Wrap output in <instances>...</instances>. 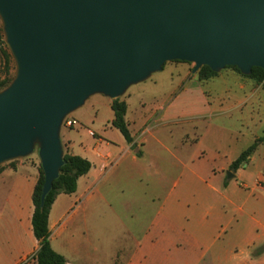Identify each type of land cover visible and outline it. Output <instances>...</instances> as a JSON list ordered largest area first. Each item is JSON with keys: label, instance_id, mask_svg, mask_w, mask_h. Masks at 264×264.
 <instances>
[{"label": "crops", "instance_id": "1", "mask_svg": "<svg viewBox=\"0 0 264 264\" xmlns=\"http://www.w3.org/2000/svg\"><path fill=\"white\" fill-rule=\"evenodd\" d=\"M224 77L223 84L213 81L219 80V74L206 81L193 79L149 111L131 113L129 98L123 99L133 143L117 135L112 127L111 136L116 134L117 143L89 127L83 129L87 135L84 142L64 136L71 154L92 163L90 171L78 179L76 191L60 193L50 210V242L66 258L65 264H105V243L98 242L96 228L107 200L103 188L118 177L125 181L149 180L152 195L146 202L150 206L158 201L144 235L134 241L133 251L121 264H264V207H260L264 200L254 194L264 193V141L259 171L246 182L260 145L232 171V163L246 148L229 153L220 144L213 156L217 161L211 163L194 132L202 118L218 109L240 107L249 95L258 94L251 91L252 82L231 73ZM229 79L237 89H225L214 108L209 92L199 85L213 81L215 85L231 86ZM191 84H197L198 89L190 88ZM194 94L195 103L183 106L179 102L183 96ZM113 118L114 112L111 123ZM167 127L178 129L176 135L166 133ZM227 148L230 150V145ZM12 161L0 170V264H37L34 253L39 242L32 230V194L39 178V161L30 156ZM228 171L234 174L232 178ZM171 179L174 181L168 186ZM237 185L253 197L246 195L242 200L244 193ZM229 210L234 214H228ZM237 215L241 222L232 226ZM225 218L226 224H220ZM224 234L233 237L224 239ZM117 261V256L108 257V264Z\"/></svg>", "mask_w": 264, "mask_h": 264}, {"label": "water", "instance_id": "2", "mask_svg": "<svg viewBox=\"0 0 264 264\" xmlns=\"http://www.w3.org/2000/svg\"><path fill=\"white\" fill-rule=\"evenodd\" d=\"M0 21L15 64L0 166L36 152L41 206L65 163L63 122L92 95L121 98L168 61L264 69V0H0Z\"/></svg>", "mask_w": 264, "mask_h": 264}, {"label": "rangeland", "instance_id": "3", "mask_svg": "<svg viewBox=\"0 0 264 264\" xmlns=\"http://www.w3.org/2000/svg\"><path fill=\"white\" fill-rule=\"evenodd\" d=\"M7 49L8 48L0 40V81L12 78L15 73L14 61L11 60L10 63H8L5 59L4 53ZM194 67L195 64L191 62L168 61L161 71L155 72L148 80L131 86L121 99L129 98L131 113L140 112L141 109L149 111L158 104L165 103L170 95L180 92L191 80L195 79V81H197L199 79L197 74L198 71L193 72ZM230 73L241 77L246 80L247 83L252 82L251 85L253 86L249 88L251 91H258V94L249 95L244 99V103H242L240 107L230 106L223 110L218 109L206 118H202V120L196 124L197 128L194 130L195 135L199 136L202 151L211 163L217 161L214 160L213 156L214 153L217 152L216 149L218 145L221 144L223 147L226 146V151L233 153L234 150L241 151L247 148L257 137L264 136V87L261 88L262 84H257L251 78L244 77L233 68H224L219 72V80L216 78L213 81L216 83L217 81H221L223 84L225 81L224 75H230ZM221 77L224 78L221 79ZM213 81L208 82L207 85L201 84L199 86L202 90L209 92L215 108L216 105L214 104L217 98L224 95L225 89L227 90V88L233 87L234 90H236L237 87L233 80L230 81L231 86L227 83L224 85H215ZM190 86V88L196 87L198 89L197 84H191ZM195 95L196 94L183 96L179 102H181L183 106L191 102L195 103L197 99ZM67 117L68 119L76 118L78 124L74 125L73 128L62 126L61 139L65 150L68 149V145L64 136L71 135L73 139L84 142L87 139V135L84 133L83 129L88 127L111 142L114 141L117 143L118 141L115 139L116 134L112 135L113 137L111 136L112 130L109 127H112L117 135L123 138V135L111 123L113 110L109 105V97L103 94L92 95L83 106L73 111ZM184 126L187 127L188 123H186V125L184 124ZM106 128L107 132H104ZM79 130L82 133H78ZM177 130L178 129L173 130L167 127L165 132L172 135L169 132L172 131L173 134L176 135ZM228 145H230V150L227 148ZM259 145L255 153L256 161L250 163L249 174H247L248 177L244 179L246 182H251L253 175L259 171L257 167L260 162L259 156L260 152L263 150V144L260 143ZM30 157L39 161L36 152ZM173 181L172 179L169 180L168 186H171ZM150 184L151 182L149 180L147 181L143 178H138L135 181H125L121 177H118L104 186L103 192L107 200L104 207H101L102 211L100 212L99 225L96 231L98 242L100 243L103 240L105 243V264H108V257L112 255L115 257L117 256V264H121L133 251L134 241L144 235L148 223L156 212V206L158 205V201L151 203L150 206H148L149 203L147 204L146 202L152 195ZM237 188L244 193L243 196H241L242 200L246 195L249 196V198L253 197L248 190L240 188L239 185H237ZM254 194L255 196H263L264 200V193L256 191ZM238 197L240 198V195H238ZM260 207H264V203ZM226 210H228V208ZM227 213L234 214L231 210ZM235 218L232 226L235 225L236 221L241 222V217L239 215ZM225 220L226 218L223 219V222L220 224H226ZM229 230H231V228H229L228 231ZM232 237L233 236L230 234H224V239Z\"/></svg>", "mask_w": 264, "mask_h": 264}, {"label": "trees", "instance_id": "4", "mask_svg": "<svg viewBox=\"0 0 264 264\" xmlns=\"http://www.w3.org/2000/svg\"><path fill=\"white\" fill-rule=\"evenodd\" d=\"M0 40L6 46L5 37L0 21ZM7 47V46H6ZM5 59L10 63L12 59L8 49L4 53ZM178 61V60H176ZM226 68H233L244 77L251 78L257 84H262L264 87V69L260 67H253L250 75H244L236 66H227ZM198 78L201 81L209 80L219 73L214 72L209 66L204 65L198 70ZM14 76V75H13ZM13 78V77H12ZM12 78L3 79L0 81V90L9 85ZM111 108L114 112L112 125L115 126L124 136L128 143H133L134 137L132 136L125 116L127 112V103L125 100L118 98L112 100ZM264 141V136L257 138L251 145L243 150L238 158L232 163L230 169L236 171L242 163H244L248 156ZM64 147V146H63ZM65 163L61 167L60 175L53 182V187L45 198L44 206H41V194L45 182L44 172L39 163V178L35 185L32 201L34 205V212L32 216V230L33 234L39 242V247L34 253L37 264H65L66 258L56 252L50 242V229H49V214L56 197L60 193L71 194L77 189L78 179L88 173L92 167V163L87 158L80 155L71 154L68 149H64ZM14 162V161H11ZM4 165V164H3ZM0 166V170L3 167Z\"/></svg>", "mask_w": 264, "mask_h": 264}, {"label": "built area", "instance_id": "5", "mask_svg": "<svg viewBox=\"0 0 264 264\" xmlns=\"http://www.w3.org/2000/svg\"><path fill=\"white\" fill-rule=\"evenodd\" d=\"M76 124H78L76 120L68 119V117H66L64 122H63V125H65V126H73Z\"/></svg>", "mask_w": 264, "mask_h": 264}]
</instances>
